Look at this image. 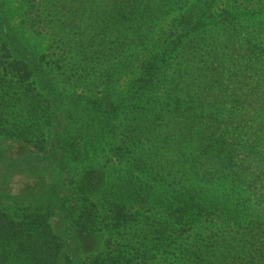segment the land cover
I'll return each mask as SVG.
<instances>
[{
    "label": "rangeland",
    "instance_id": "1",
    "mask_svg": "<svg viewBox=\"0 0 264 264\" xmlns=\"http://www.w3.org/2000/svg\"><path fill=\"white\" fill-rule=\"evenodd\" d=\"M0 7V211L58 264H264V0Z\"/></svg>",
    "mask_w": 264,
    "mask_h": 264
},
{
    "label": "trees",
    "instance_id": "2",
    "mask_svg": "<svg viewBox=\"0 0 264 264\" xmlns=\"http://www.w3.org/2000/svg\"><path fill=\"white\" fill-rule=\"evenodd\" d=\"M2 13L3 9L0 7V33L3 37L1 42L2 48L5 49L9 40L4 27L5 20L1 17ZM32 71L30 66L27 72L31 74ZM190 193L193 196L186 199V203L182 202L183 205L191 207L192 211L198 213L207 207V203L198 202L201 193L192 191ZM50 215L48 210L31 211L23 207L16 208L14 212L9 209L0 211V247L7 246L12 256L23 258L25 264H58L65 242L53 233L49 224ZM236 218L240 220L243 218L240 211ZM176 220L177 218H174V222Z\"/></svg>",
    "mask_w": 264,
    "mask_h": 264
}]
</instances>
